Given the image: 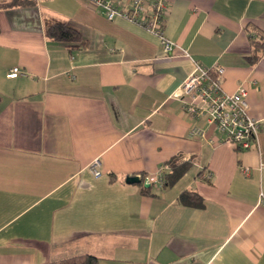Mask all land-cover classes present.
<instances>
[{"label":"crops","instance_id":"0c3cea01","mask_svg":"<svg viewBox=\"0 0 264 264\" xmlns=\"http://www.w3.org/2000/svg\"><path fill=\"white\" fill-rule=\"evenodd\" d=\"M21 4L0 8V264H264V54L251 64L248 33H264V0H171L165 35L190 58L87 1ZM55 22L74 35L48 38ZM195 62L248 91L259 148L205 121L190 137L174 96ZM175 158L191 169L157 197L127 183ZM186 190L202 202L179 204Z\"/></svg>","mask_w":264,"mask_h":264},{"label":"built area","instance_id":"2783aa9c","mask_svg":"<svg viewBox=\"0 0 264 264\" xmlns=\"http://www.w3.org/2000/svg\"><path fill=\"white\" fill-rule=\"evenodd\" d=\"M39 1V0H35ZM87 1L106 17L110 22L122 19L134 24L148 33L157 36L168 56L178 49L189 54L165 35L166 20L171 9V0H83ZM21 74L18 68L11 71L8 78L15 79ZM225 69L220 66L206 67L194 63V69L175 94L184 109L185 114L195 123L190 131V137L201 139L205 137L204 130L199 123L215 126L218 133L225 137L224 143L230 144L239 153L259 148V135L261 123L249 114L247 101L248 91L240 88L236 93L230 94L224 90ZM100 162L96 160L89 170L100 178ZM157 177H146L144 185L162 189L164 180L162 172ZM243 173L248 176L249 171ZM264 205V196L261 198Z\"/></svg>","mask_w":264,"mask_h":264},{"label":"trees","instance_id":"16d2710c","mask_svg":"<svg viewBox=\"0 0 264 264\" xmlns=\"http://www.w3.org/2000/svg\"><path fill=\"white\" fill-rule=\"evenodd\" d=\"M22 1L23 0H11L9 2L0 3V8L8 9L17 7L19 5H22ZM34 1L35 0H32V2ZM248 30V33L251 34L250 38L251 40H253L251 56L249 57V59L251 60V64H253L264 54V33L257 27H251V29L249 28ZM74 32L75 31L65 22H55L47 25L46 27L47 37L54 40H58L60 42L66 41L68 37L74 35ZM167 167V171L164 170L162 172V177L164 180V185L162 189L175 186L189 172V170L191 169V164L189 162L181 161L179 158H175L169 161ZM140 186L142 187L143 193H145L146 195L153 197L158 196L157 189H155L154 186L146 188L143 184V180ZM201 202V197L194 190L184 191L179 198V204L187 206H198ZM79 264H97V259L94 257H87L84 261Z\"/></svg>","mask_w":264,"mask_h":264},{"label":"water","instance_id":"95a60500","mask_svg":"<svg viewBox=\"0 0 264 264\" xmlns=\"http://www.w3.org/2000/svg\"><path fill=\"white\" fill-rule=\"evenodd\" d=\"M127 183L129 185H140L142 180L139 177H130L127 179ZM146 188H149V185H144Z\"/></svg>","mask_w":264,"mask_h":264},{"label":"rangeland","instance_id":"374dc122","mask_svg":"<svg viewBox=\"0 0 264 264\" xmlns=\"http://www.w3.org/2000/svg\"><path fill=\"white\" fill-rule=\"evenodd\" d=\"M247 152V151H246ZM193 172H190L189 175H187L185 178L186 179H183L181 183H184L185 181H187L188 179H190L191 175H192ZM182 185V184H181ZM79 264V263H78Z\"/></svg>","mask_w":264,"mask_h":264}]
</instances>
